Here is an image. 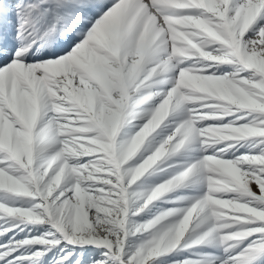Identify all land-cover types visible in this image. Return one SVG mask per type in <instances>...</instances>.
Here are the masks:
<instances>
[{
	"label": "snow or ice",
	"instance_id": "1",
	"mask_svg": "<svg viewBox=\"0 0 264 264\" xmlns=\"http://www.w3.org/2000/svg\"><path fill=\"white\" fill-rule=\"evenodd\" d=\"M0 264H264V0H0Z\"/></svg>",
	"mask_w": 264,
	"mask_h": 264
}]
</instances>
